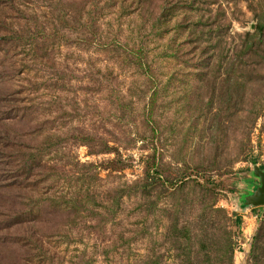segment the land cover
I'll use <instances>...</instances> for the list:
<instances>
[{
    "label": "rangeland",
    "instance_id": "rangeland-1",
    "mask_svg": "<svg viewBox=\"0 0 264 264\" xmlns=\"http://www.w3.org/2000/svg\"><path fill=\"white\" fill-rule=\"evenodd\" d=\"M254 163L264 0H0V264H264Z\"/></svg>",
    "mask_w": 264,
    "mask_h": 264
},
{
    "label": "water",
    "instance_id": "water-1",
    "mask_svg": "<svg viewBox=\"0 0 264 264\" xmlns=\"http://www.w3.org/2000/svg\"><path fill=\"white\" fill-rule=\"evenodd\" d=\"M252 172L257 177L258 184L241 198V205H264V168H259L255 163Z\"/></svg>",
    "mask_w": 264,
    "mask_h": 264
},
{
    "label": "trees",
    "instance_id": "trees-1",
    "mask_svg": "<svg viewBox=\"0 0 264 264\" xmlns=\"http://www.w3.org/2000/svg\"><path fill=\"white\" fill-rule=\"evenodd\" d=\"M255 29H256V31L258 32V33H262V30H263V27H262V25L261 24H257L256 26H255ZM23 164H25V162L23 163ZM23 167V168H22ZM22 167H20V168H17V167H15V168H12L11 169V173H12V175H17V173H18V170H19V172H22L23 171V173L21 174L20 173V175H19V177H17L18 179H25V177H26V174H28V170H29V167L28 166H22ZM9 173H10V171H9ZM251 173H253L252 171H251ZM5 185H9V184H5ZM9 186H11L12 187V183L10 182V185ZM14 214H11V218L12 219H14Z\"/></svg>",
    "mask_w": 264,
    "mask_h": 264
},
{
    "label": "flooded vegetation",
    "instance_id": "flooded-vegetation-1",
    "mask_svg": "<svg viewBox=\"0 0 264 264\" xmlns=\"http://www.w3.org/2000/svg\"><path fill=\"white\" fill-rule=\"evenodd\" d=\"M252 188H253V186H252Z\"/></svg>",
    "mask_w": 264,
    "mask_h": 264
}]
</instances>
